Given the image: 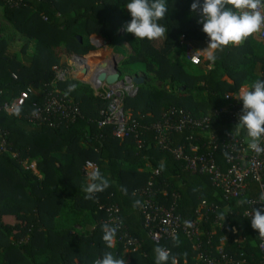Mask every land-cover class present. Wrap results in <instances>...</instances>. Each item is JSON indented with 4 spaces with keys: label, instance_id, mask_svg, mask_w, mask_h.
Returning <instances> with one entry per match:
<instances>
[{
    "label": "trees",
    "instance_id": "trees-1",
    "mask_svg": "<svg viewBox=\"0 0 264 264\" xmlns=\"http://www.w3.org/2000/svg\"><path fill=\"white\" fill-rule=\"evenodd\" d=\"M21 1L20 6L11 7L0 0L2 17L29 39L18 51L13 38L0 28V107L23 91L33 90L17 113L0 110V131L9 148L0 152V264H96L105 252L125 259L126 264H155L157 246L171 251L167 264H172L173 258L176 264H196V251L183 236L178 242L169 239L157 244L150 240L139 209L142 198L136 190L153 180L154 188H166L169 196L175 191L180 196L177 212L185 217H194L203 201L221 202L210 178L192 174L174 154L188 136L199 137L203 145L209 133L172 131L164 148L156 140L154 126L166 119L176 122L188 113L193 118L211 115L216 132L231 131L230 117L214 111L226 105L227 93L264 80V41L254 33L240 45L229 44L217 51L214 62L202 57L199 64H193L186 58V41L198 47L209 43L198 13L191 11L194 0H167L168 14L159 21L168 29L167 38L152 41L136 39L126 31L125 25L132 19L126 8L131 0ZM93 34L112 46L127 42L134 54L122 53L124 65L134 69L125 74L137 76L144 68L159 83L154 86L144 79L138 95L125 100L134 126L125 137L115 136L111 124L100 126L107 101L80 80L58 83L56 89L79 104L81 116L74 121L53 120V125L29 119L55 89L53 67L64 64L59 50L93 52ZM29 42L34 49L26 56ZM241 136L246 137V130ZM217 156L224 166L221 152ZM87 161L95 163L109 181V187L95 193L93 199H86L83 191L91 182L84 169ZM33 162L38 172L28 167ZM251 187L252 194L256 193V184ZM158 198L164 201L161 194ZM102 205L120 208L129 236L142 244L139 250L126 252L121 242L107 247L101 226L108 215ZM244 207V203L237 207V213L232 204L229 212L222 210L212 216L226 215L224 223L246 238V252L260 258L258 232L242 217ZM205 228L211 230V224ZM223 233L217 230L215 245ZM235 237L238 235L232 239ZM229 243L228 251L239 244Z\"/></svg>",
    "mask_w": 264,
    "mask_h": 264
},
{
    "label": "built area",
    "instance_id": "built-area-1",
    "mask_svg": "<svg viewBox=\"0 0 264 264\" xmlns=\"http://www.w3.org/2000/svg\"><path fill=\"white\" fill-rule=\"evenodd\" d=\"M4 1L11 7H18L22 2L21 0ZM261 11L264 12V8ZM255 35L259 40L264 41V24ZM90 42L95 46V51L87 54L69 53L66 63L53 69L52 85L55 89L47 93L48 97L44 104L38 107L29 119L35 123L49 122L53 125V120L74 121L81 116L82 111L79 104L64 98L56 89L58 83L80 80L87 82L96 96L107 101L106 108L102 112L104 119L100 122V126L111 124L114 126L115 136L125 137L134 131L130 117L126 115L125 100L138 95L139 85L134 81L135 75L122 73L120 78L112 84L106 80H100L101 74L110 76L119 72L115 70L119 57L114 49L108 52L109 46L104 45L103 39L91 35ZM188 52L187 59L193 64H199L202 60L201 54L191 48ZM242 90H250V87L241 88L238 92L227 93L226 105L214 111V114L225 112L230 117L233 129L242 114L243 102L235 98L241 94ZM32 91V89L23 91L12 102L0 107V110L10 115L17 113L26 104ZM211 118V115L193 118L190 114L184 113L176 122L166 119L154 127L156 140L164 148L168 145L169 134L172 131L183 132L187 129H196L209 133L203 145L199 137L188 136L186 142L174 150V154L177 159L184 161L186 169L192 174L207 175L210 178L221 202L209 204L203 201L197 207L194 217H185L177 212L179 194L173 191L169 196L166 188H154V181L150 180L146 187L136 190L142 198L139 209L144 217V227L148 231L150 240L157 244L173 239L174 236L186 238L196 251V264H264V237L259 235L258 230V248L261 257L255 258L246 252L244 245L246 238L240 235L241 232L232 230L220 219L219 215L212 216V213L222 210L229 212L232 204H234V209L238 210L237 213H240L237 207L247 201L244 203L245 207L241 209V214L251 223L254 215L252 209L264 208V202L259 201L260 194L264 192V153L257 155L250 150L245 136L231 135L233 129L216 132ZM261 147H264V140L261 141ZM8 151L6 136L3 131H0V152ZM218 152H221L223 156L225 167L218 162ZM12 155L16 156L15 153ZM34 165L33 162L28 167L36 172ZM84 169L90 174L98 168L92 161H87ZM154 174H158V171ZM252 183L257 186V192L254 194H252ZM159 194L163 196L164 201L158 198ZM101 208L108 215L107 223L111 226H118L114 243H123L128 251L139 250L142 244L138 239L129 236L127 227L119 216L120 208L117 205H102ZM205 224H211V230L205 228ZM218 229L224 233L219 238V244L215 245L214 237ZM236 235L238 237L232 239ZM230 240L234 243L239 242L236 250L226 249L230 245ZM163 249L168 250L169 255L171 254L169 249Z\"/></svg>",
    "mask_w": 264,
    "mask_h": 264
},
{
    "label": "clouds",
    "instance_id": "clouds-1",
    "mask_svg": "<svg viewBox=\"0 0 264 264\" xmlns=\"http://www.w3.org/2000/svg\"><path fill=\"white\" fill-rule=\"evenodd\" d=\"M126 8L132 19L125 28L128 33L134 34L136 39L152 41L167 38L168 29L159 23L168 14L167 0H131ZM262 8L264 0H203L202 4L200 0H194L191 11L198 13V22L202 23V31L209 38L208 46L204 49L210 50L207 59L214 62L217 51H223L229 44L240 45L247 37L260 31L261 25L264 24ZM235 98L243 102V108L231 135L239 136L242 130H246L248 148L257 155L264 153V147H261V141L264 140V80L254 81L250 90H242ZM89 180L91 182L83 188L87 194L86 199H93L95 193L109 187V181L99 169L89 174ZM259 201L264 202V192L260 194ZM252 213L254 215L251 226L264 237V208L252 209ZM225 216L221 213L220 219L224 221ZM101 228L103 241L108 248H112L118 226L105 223ZM173 239L178 242V237L174 236ZM154 252L155 264H167L168 250L157 246ZM96 264H126V261L115 258L112 252H105L102 260H98ZM172 264H176L175 258L172 259Z\"/></svg>",
    "mask_w": 264,
    "mask_h": 264
},
{
    "label": "rangeland",
    "instance_id": "rangeland-1",
    "mask_svg": "<svg viewBox=\"0 0 264 264\" xmlns=\"http://www.w3.org/2000/svg\"><path fill=\"white\" fill-rule=\"evenodd\" d=\"M0 27H4V28L7 27L6 33H7V35L9 37H12L13 38V47H14V49H16L18 51L22 49V45L23 44H25L27 41H29L28 38H25V37L20 36L16 32V30L13 28L12 25L8 24L5 20H3L1 14H0ZM29 43H30V46L27 49V51L25 52L26 56H31L32 51L34 49V44L32 42H29ZM191 46L190 45H186V50H185L186 58H187V56L189 54L188 50L190 48L191 49L195 48L194 46H192L193 48ZM207 46H208V44H207ZM109 48H111V47L109 46ZM117 49L118 50H115V51L118 54L119 62L116 64L117 69H116V66H115V70H118L122 74H125V73L130 74V72H132V70L134 68L133 67H128L127 65H124V62H125L126 58H125V56L122 55V53L127 56V55H130V54L133 55L134 54V51L132 50V48L130 47L129 44H124L123 46H118ZM204 49H206V48H202V51H200V50L199 51L202 53V57L206 58L207 55H208V51H210V50H204ZM59 52H60V55L62 57V62L63 63H66V59H67V56L69 55V53L66 51L65 48L59 50ZM58 65H60V64H58ZM58 65H55L53 67V69L56 66H58ZM137 76L142 77L143 79H150L149 82L152 85H154V86L157 85V84H159L155 80L154 75L152 73H148L144 68H142L139 71V74ZM126 115H127V117H130V114L128 112H126Z\"/></svg>",
    "mask_w": 264,
    "mask_h": 264
},
{
    "label": "crops",
    "instance_id": "crops-1",
    "mask_svg": "<svg viewBox=\"0 0 264 264\" xmlns=\"http://www.w3.org/2000/svg\"><path fill=\"white\" fill-rule=\"evenodd\" d=\"M0 14H1V16H2V7H0ZM3 18V17H2ZM3 20H5L4 18H3ZM6 21V20H5ZM7 22V21H6ZM8 24H10L9 22H7ZM0 28H4V27H0ZM6 30H7V27H5V31H3V34L5 33L6 35H7V33H6ZM93 36L94 37H96V38H99V39H103L104 40V42L106 41L105 40V38H103L101 35H99V34H93ZM107 42V41H106ZM125 44H128L127 42H124ZM107 45L108 46H110L111 48H108V52H109V50H112V49H114V50H118L117 49V47L119 46V45H117V47L116 46H112V45H109V43L107 42ZM186 45H192V46H194L195 48H193L192 46V48L193 49H195L197 52H199L200 54H201V56H202V53L200 52V51H202V48H207V45H204L203 47H201V46H199L198 47V44H196L195 42H190V41H186ZM200 50V51H199ZM244 88V87H243ZM34 166H35V169H36V171H37V165H36V163L34 162ZM38 172V171H37ZM87 176L89 177V173H87ZM115 244V243H114ZM113 244V245H114ZM126 252H129L128 250H125Z\"/></svg>",
    "mask_w": 264,
    "mask_h": 264
},
{
    "label": "water",
    "instance_id": "water-1",
    "mask_svg": "<svg viewBox=\"0 0 264 264\" xmlns=\"http://www.w3.org/2000/svg\"><path fill=\"white\" fill-rule=\"evenodd\" d=\"M104 45H107V42L105 41ZM117 69V66H116ZM121 76L120 72H117L115 74H112L110 76H106L105 74H101L99 79L100 80H106L109 84L115 83ZM134 81L136 84L141 85L144 82V79L142 77L136 76L134 77Z\"/></svg>",
    "mask_w": 264,
    "mask_h": 264
}]
</instances>
